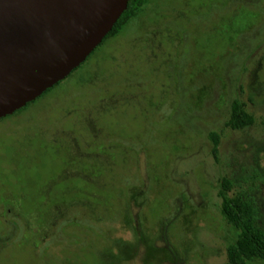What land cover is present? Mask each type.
<instances>
[{"label": "rangeland", "instance_id": "obj_1", "mask_svg": "<svg viewBox=\"0 0 264 264\" xmlns=\"http://www.w3.org/2000/svg\"><path fill=\"white\" fill-rule=\"evenodd\" d=\"M93 52L0 121V264H230L223 177L264 221V0H150Z\"/></svg>", "mask_w": 264, "mask_h": 264}, {"label": "water", "instance_id": "obj_2", "mask_svg": "<svg viewBox=\"0 0 264 264\" xmlns=\"http://www.w3.org/2000/svg\"><path fill=\"white\" fill-rule=\"evenodd\" d=\"M130 0H0V119L82 65Z\"/></svg>", "mask_w": 264, "mask_h": 264}, {"label": "trees", "instance_id": "obj_3", "mask_svg": "<svg viewBox=\"0 0 264 264\" xmlns=\"http://www.w3.org/2000/svg\"><path fill=\"white\" fill-rule=\"evenodd\" d=\"M149 2L150 0H130L128 8L123 12L112 31L100 45L108 38L118 35L134 17L145 10ZM54 87L48 89L43 95L50 92ZM33 102L28 103L15 113L23 111ZM254 121V117L248 113L242 103L235 99L232 103L231 116L227 125L237 129L250 126ZM212 138L214 141L213 152L216 155L220 138L217 133H213ZM233 189L232 180L228 177H223L221 179V188L218 191V195L221 198L220 208L226 221L239 230L237 241L230 244L227 248L228 261L230 264H257V261H264V221L261 217L260 208L253 196L245 192L233 193Z\"/></svg>", "mask_w": 264, "mask_h": 264}, {"label": "flooded vegetation", "instance_id": "obj_4", "mask_svg": "<svg viewBox=\"0 0 264 264\" xmlns=\"http://www.w3.org/2000/svg\"><path fill=\"white\" fill-rule=\"evenodd\" d=\"M37 99H38V98H37ZM37 99H36V100H37ZM2 119H3V118H1L0 121H1Z\"/></svg>", "mask_w": 264, "mask_h": 264}]
</instances>
